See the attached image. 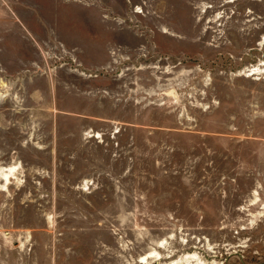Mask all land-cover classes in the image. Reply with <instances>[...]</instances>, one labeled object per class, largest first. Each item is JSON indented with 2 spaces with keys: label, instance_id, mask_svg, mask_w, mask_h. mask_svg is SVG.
<instances>
[{
  "label": "rangeland",
  "instance_id": "rangeland-1",
  "mask_svg": "<svg viewBox=\"0 0 264 264\" xmlns=\"http://www.w3.org/2000/svg\"><path fill=\"white\" fill-rule=\"evenodd\" d=\"M0 264H264V0H0Z\"/></svg>",
  "mask_w": 264,
  "mask_h": 264
},
{
  "label": "bare ground",
  "instance_id": "bare-ground-1",
  "mask_svg": "<svg viewBox=\"0 0 264 264\" xmlns=\"http://www.w3.org/2000/svg\"><path fill=\"white\" fill-rule=\"evenodd\" d=\"M5 171H6V173H4V177H6V178L8 179L9 176H10L12 173H15V171H16V167H15V166H12V167H10L9 169H6Z\"/></svg>",
  "mask_w": 264,
  "mask_h": 264
}]
</instances>
